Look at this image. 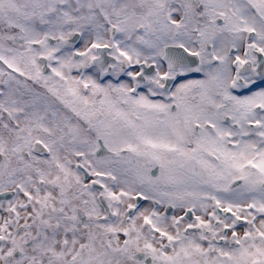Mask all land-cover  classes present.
<instances>
[{
  "label": "snow or ice",
  "instance_id": "6c2138e0",
  "mask_svg": "<svg viewBox=\"0 0 264 264\" xmlns=\"http://www.w3.org/2000/svg\"><path fill=\"white\" fill-rule=\"evenodd\" d=\"M0 264H264V0H0Z\"/></svg>",
  "mask_w": 264,
  "mask_h": 264
}]
</instances>
